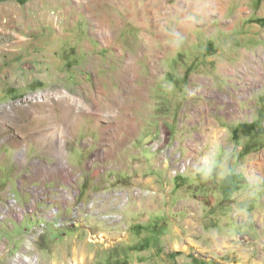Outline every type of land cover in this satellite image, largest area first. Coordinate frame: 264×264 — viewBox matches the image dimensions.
Instances as JSON below:
<instances>
[{
	"label": "rangeland",
	"instance_id": "obj_1",
	"mask_svg": "<svg viewBox=\"0 0 264 264\" xmlns=\"http://www.w3.org/2000/svg\"><path fill=\"white\" fill-rule=\"evenodd\" d=\"M263 62L264 0H0V264H264Z\"/></svg>",
	"mask_w": 264,
	"mask_h": 264
},
{
	"label": "crops",
	"instance_id": "obj_2",
	"mask_svg": "<svg viewBox=\"0 0 264 264\" xmlns=\"http://www.w3.org/2000/svg\"><path fill=\"white\" fill-rule=\"evenodd\" d=\"M264 89V88H263ZM249 93V92H248ZM257 95V98L260 99ZM244 97H248V94H245ZM246 100V99H245ZM90 133L96 134L98 133V137L95 139L90 138V142L88 143V146L85 144L82 146V149L84 150V154H93L95 153L96 162L100 164H111V155L108 154V149L105 148H99L100 143L104 144H110L112 147V150H114V154L117 155V149H122V124L119 125L117 123V120L114 125L111 126H97L96 122L92 121V126L89 127ZM69 135V133H68ZM70 137L68 136V139ZM94 140V141H93ZM93 142H96L97 145L93 146ZM75 149V148H74ZM20 153L18 150L15 151H2L0 154L4 155L5 159H0V182L8 181L11 182L12 180H15V185L13 186L10 183H7L8 192H10L14 195H20L19 197H22L24 188L26 189L29 187V183H32L29 188L33 186H37L36 183H42L43 180L41 177V174L45 172L44 166L42 167L40 164H37L36 161L28 159L27 153L25 150V157H20ZM116 160V157L114 158ZM113 160V161H114ZM57 166H62L60 162H58ZM38 179V180H37ZM46 181V180H45ZM51 181H46L45 184L47 187H52ZM19 185L21 188H19ZM6 194V195H7Z\"/></svg>",
	"mask_w": 264,
	"mask_h": 264
},
{
	"label": "bare ground",
	"instance_id": "obj_3",
	"mask_svg": "<svg viewBox=\"0 0 264 264\" xmlns=\"http://www.w3.org/2000/svg\"><path fill=\"white\" fill-rule=\"evenodd\" d=\"M264 63V62H263ZM263 70H264V64H263V68H262ZM263 75V74H262ZM74 103V105H75V107H77V109L78 110H80V108H82V104L80 103V102H76V101H74L73 102ZM65 116V115H64ZM69 118V117H68ZM54 136H55V138L59 141V142H61L62 141V136H61V134H60V132L59 131H56L55 133H54ZM24 151H22L21 153H20V157H22V158H24ZM63 164V163H62ZM64 165V164H63ZM182 169H184V167H185V165H184V163H182ZM101 237V236H100ZM175 247H177V246H175ZM37 260V259H36ZM81 262V261H80ZM79 261H76V260H74V259H72V261H71V263L70 264H81ZM14 264V263H13ZM20 264V263H19ZM21 264H35V259H31V258H26L25 260H22V262H21Z\"/></svg>",
	"mask_w": 264,
	"mask_h": 264
},
{
	"label": "built area",
	"instance_id": "obj_4",
	"mask_svg": "<svg viewBox=\"0 0 264 264\" xmlns=\"http://www.w3.org/2000/svg\"><path fill=\"white\" fill-rule=\"evenodd\" d=\"M184 165H185V164H184ZM180 166H181L180 168L182 169V163L180 164ZM184 168H185V167H184Z\"/></svg>",
	"mask_w": 264,
	"mask_h": 264
},
{
	"label": "trees",
	"instance_id": "obj_5",
	"mask_svg": "<svg viewBox=\"0 0 264 264\" xmlns=\"http://www.w3.org/2000/svg\"><path fill=\"white\" fill-rule=\"evenodd\" d=\"M21 2L23 1V0H20Z\"/></svg>",
	"mask_w": 264,
	"mask_h": 264
}]
</instances>
